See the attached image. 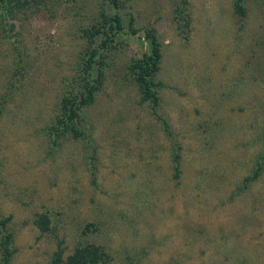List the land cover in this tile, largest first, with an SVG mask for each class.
<instances>
[{"label":"rangeland","instance_id":"obj_1","mask_svg":"<svg viewBox=\"0 0 264 264\" xmlns=\"http://www.w3.org/2000/svg\"><path fill=\"white\" fill-rule=\"evenodd\" d=\"M6 9L0 217L9 215L10 264H51L59 241L63 255L101 245L99 264H264V0ZM109 13L122 29L92 62V100L60 121L62 98L88 85L98 37L86 31ZM146 32L160 51L156 103L135 80ZM38 213L46 230L32 220Z\"/></svg>","mask_w":264,"mask_h":264},{"label":"trees","instance_id":"obj_2","mask_svg":"<svg viewBox=\"0 0 264 264\" xmlns=\"http://www.w3.org/2000/svg\"><path fill=\"white\" fill-rule=\"evenodd\" d=\"M27 1L28 0H0V17L5 16L7 11L6 2L9 4L10 8L15 5L18 9H21ZM111 2L114 4L116 3V0H111ZM102 19V24L86 31L90 42H93V40L97 37L98 39L95 40L94 46L91 47L88 52V57L84 67L85 79H87L92 73V62L97 58H99L97 61L101 60V49L104 48L107 43L113 42L118 31L122 29L121 18L117 13L104 14ZM105 27L107 30L101 29ZM131 32H135L134 27H131ZM146 36L150 37L151 46L134 62V67L136 68L135 80L138 83L142 97L151 99L153 103H156L157 96L155 94V82L153 81L152 76L158 69L160 51L158 43L155 41L152 33L146 32ZM95 80L96 79L93 77H91V79H87L85 84L88 85L86 86L85 91L73 94L71 99L62 98L60 121H63V118H72L77 112L76 109L78 105L92 100V90L94 89V85H91V82ZM67 126L70 130H72L73 134H77L75 127L72 125ZM65 129L66 125L64 124L62 130ZM174 161L176 169L178 165L177 153L174 154ZM8 218L9 215L0 217V264H10L9 258L12 252L10 246L11 233L8 232L5 227V222ZM32 220L41 230H46L48 228V220L45 214L38 213ZM59 242H57V247L54 251L51 264H99L104 262L107 258V253L102 246L92 242L78 244L74 246L69 253L63 255V247L59 244Z\"/></svg>","mask_w":264,"mask_h":264}]
</instances>
